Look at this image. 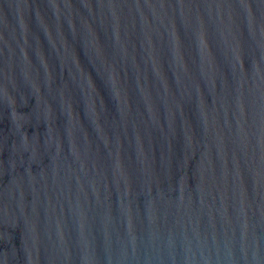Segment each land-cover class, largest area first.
I'll return each instance as SVG.
<instances>
[{"label": "water", "instance_id": "obj_1", "mask_svg": "<svg viewBox=\"0 0 264 264\" xmlns=\"http://www.w3.org/2000/svg\"><path fill=\"white\" fill-rule=\"evenodd\" d=\"M0 264H264V0H0Z\"/></svg>", "mask_w": 264, "mask_h": 264}]
</instances>
